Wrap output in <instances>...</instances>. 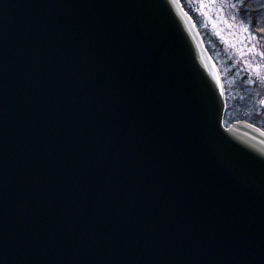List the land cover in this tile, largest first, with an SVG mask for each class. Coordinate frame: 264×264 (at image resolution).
<instances>
[{"label": "water", "instance_id": "water-1", "mask_svg": "<svg viewBox=\"0 0 264 264\" xmlns=\"http://www.w3.org/2000/svg\"><path fill=\"white\" fill-rule=\"evenodd\" d=\"M225 110L180 0H0V264H264V131Z\"/></svg>", "mask_w": 264, "mask_h": 264}, {"label": "rangeland", "instance_id": "rangeland-1", "mask_svg": "<svg viewBox=\"0 0 264 264\" xmlns=\"http://www.w3.org/2000/svg\"><path fill=\"white\" fill-rule=\"evenodd\" d=\"M183 1L205 35L223 73L227 105L230 106L226 113L229 125L239 119L232 111L233 103L240 105L239 100H248L251 105L259 106L260 98L264 97V40L252 33L242 20L236 0ZM259 108V116H250L253 121L264 117V109Z\"/></svg>", "mask_w": 264, "mask_h": 264}, {"label": "trees", "instance_id": "trees-1", "mask_svg": "<svg viewBox=\"0 0 264 264\" xmlns=\"http://www.w3.org/2000/svg\"><path fill=\"white\" fill-rule=\"evenodd\" d=\"M182 2L191 13L185 2L183 0ZM236 2L239 3L238 13L242 20L249 26L254 34L264 40V0H236ZM239 102L242 104L238 105L236 102L234 103V107L232 105V111L236 114V118H245L251 121L253 119H250V116H259L260 108L257 105L253 106L249 102H242L240 100ZM262 112L264 113V111ZM262 116H264V114H262ZM254 122L264 128V117L263 119L257 118Z\"/></svg>", "mask_w": 264, "mask_h": 264}, {"label": "snow or ice", "instance_id": "snow-or-ice-1", "mask_svg": "<svg viewBox=\"0 0 264 264\" xmlns=\"http://www.w3.org/2000/svg\"><path fill=\"white\" fill-rule=\"evenodd\" d=\"M262 54H264V53H262Z\"/></svg>", "mask_w": 264, "mask_h": 264}]
</instances>
